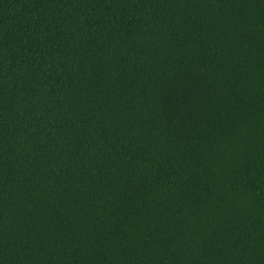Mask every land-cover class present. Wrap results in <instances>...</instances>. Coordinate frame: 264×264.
Instances as JSON below:
<instances>
[{
  "label": "trees",
  "instance_id": "1",
  "mask_svg": "<svg viewBox=\"0 0 264 264\" xmlns=\"http://www.w3.org/2000/svg\"><path fill=\"white\" fill-rule=\"evenodd\" d=\"M0 264H264V0H0Z\"/></svg>",
  "mask_w": 264,
  "mask_h": 264
}]
</instances>
